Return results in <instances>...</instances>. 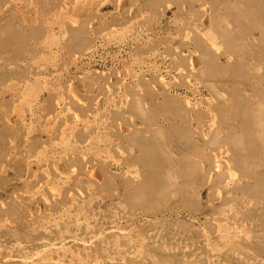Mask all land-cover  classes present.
Instances as JSON below:
<instances>
[{"label":"rangeland","instance_id":"obj_1","mask_svg":"<svg viewBox=\"0 0 264 264\" xmlns=\"http://www.w3.org/2000/svg\"><path fill=\"white\" fill-rule=\"evenodd\" d=\"M0 264H264V0H0Z\"/></svg>","mask_w":264,"mask_h":264},{"label":"bare ground","instance_id":"obj_2","mask_svg":"<svg viewBox=\"0 0 264 264\" xmlns=\"http://www.w3.org/2000/svg\"><path fill=\"white\" fill-rule=\"evenodd\" d=\"M60 246H62V245H60ZM64 247V246H63Z\"/></svg>","mask_w":264,"mask_h":264}]
</instances>
